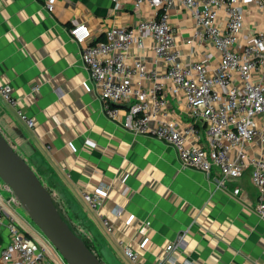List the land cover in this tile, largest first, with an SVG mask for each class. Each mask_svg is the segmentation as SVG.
Returning a JSON list of instances; mask_svg holds the SVG:
<instances>
[{"label":"crops","instance_id":"crops-1","mask_svg":"<svg viewBox=\"0 0 264 264\" xmlns=\"http://www.w3.org/2000/svg\"><path fill=\"white\" fill-rule=\"evenodd\" d=\"M136 17L111 0H0V82L13 87L34 120L27 127L0 97V133L108 264H132L119 240L145 264H264V219L253 212L257 191L249 171L220 185L216 168L207 176L182 167L171 145L123 128L125 104L114 119L103 113L68 29L85 21L95 37ZM178 19L171 14L173 23ZM181 110L170 98L169 111L184 120ZM102 184L108 189L94 210L82 193ZM99 213L109 217L111 232Z\"/></svg>","mask_w":264,"mask_h":264},{"label":"built area","instance_id":"built-area-1","mask_svg":"<svg viewBox=\"0 0 264 264\" xmlns=\"http://www.w3.org/2000/svg\"><path fill=\"white\" fill-rule=\"evenodd\" d=\"M111 1L114 9L129 5L136 19L95 37L85 21L76 19L68 29L103 113L114 119L117 105L125 104L123 128L171 145L182 167L207 176L216 168L220 185L249 171L257 191L253 212L264 219V0ZM0 97L27 127L34 125L7 81L0 82ZM170 98L181 102L184 120L169 111ZM4 188L0 264H51V251L67 264L41 230L17 212L19 200ZM106 189L102 184L82 196L97 210ZM98 216L111 232L109 217ZM118 242L132 264H145L131 246Z\"/></svg>","mask_w":264,"mask_h":264},{"label":"water","instance_id":"water-1","mask_svg":"<svg viewBox=\"0 0 264 264\" xmlns=\"http://www.w3.org/2000/svg\"><path fill=\"white\" fill-rule=\"evenodd\" d=\"M0 179L67 264H105L67 226L34 170L1 133Z\"/></svg>","mask_w":264,"mask_h":264},{"label":"rangeland","instance_id":"rangeland-1","mask_svg":"<svg viewBox=\"0 0 264 264\" xmlns=\"http://www.w3.org/2000/svg\"><path fill=\"white\" fill-rule=\"evenodd\" d=\"M8 197V190L4 188V183L3 181L0 179V199L3 200V198ZM2 202V201H1ZM3 205V203H2ZM4 206V205H3ZM5 207V206H4ZM7 208V207H5ZM15 208L17 210V212L23 217L26 218L28 220H30L28 214L26 213V211L23 209V207L21 205H15ZM64 209V208H63ZM31 221V220H30ZM70 224V226L74 227L75 230L82 236V237H87L89 240H91V238L89 237V235L86 233V231L84 229H82V226L76 222V219L74 216H70L69 219L67 220ZM22 222V221H21ZM65 222V221H64ZM31 225L38 230V228L36 227V225L31 221L30 222ZM66 223V222H65ZM67 224V223H66ZM21 227L22 225L19 224ZM68 226V225H67ZM69 227V226H68ZM49 255V260L51 264H61V262L58 260V258L56 257V255L54 254L53 251H51L50 253H48ZM104 260V259H103ZM105 264H108L106 261H104ZM111 264V263H109Z\"/></svg>","mask_w":264,"mask_h":264},{"label":"trees","instance_id":"trees-1","mask_svg":"<svg viewBox=\"0 0 264 264\" xmlns=\"http://www.w3.org/2000/svg\"><path fill=\"white\" fill-rule=\"evenodd\" d=\"M11 145V144H10ZM12 146V145H11ZM14 149V148H13ZM15 150V149H14ZM16 151V150H15ZM37 175V174H36ZM38 177V175H37ZM39 178V177H38ZM41 181V180H40ZM41 183L44 185V187L48 190V192L50 193L51 195V198H52V201L60 215V217L67 223V225L69 226V228L71 229V231H73L77 236H79L83 241L84 243L87 245V247L97 256L98 259H100L102 262H104L99 253L97 252L96 250V247L94 245V242L93 240H89L87 237H82L76 230L74 227L70 226L69 222L67 221L69 219V217L71 215H69L66 211V209L63 207L61 201H59V199H57L55 196H53L52 192H51V189L49 187H47V185H45L42 181ZM64 208V209H63ZM105 263V262H104Z\"/></svg>","mask_w":264,"mask_h":264}]
</instances>
